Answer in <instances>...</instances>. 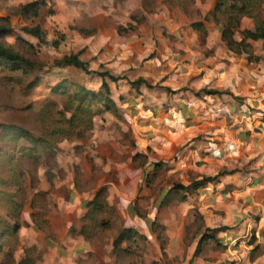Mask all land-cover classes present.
I'll list each match as a JSON object with an SVG mask.
<instances>
[{"label": "rangeland", "instance_id": "rangeland-1", "mask_svg": "<svg viewBox=\"0 0 264 264\" xmlns=\"http://www.w3.org/2000/svg\"><path fill=\"white\" fill-rule=\"evenodd\" d=\"M31 1L35 0H0V16H9L12 27L2 41L35 64L28 66L27 72L0 65V140L7 131L25 129L24 137L12 149L19 158L16 169L23 175L10 189L2 185L10 175L0 163V190H10L13 200H0V216L4 218L8 212L11 223L18 225L17 239L6 237L0 264L7 260V253L15 262L22 260L28 247L34 250L29 253L33 264H40L41 252L35 245L26 244L30 236L34 237L27 221L49 230V220L55 215L54 199L58 193L63 195L61 188L67 182L87 199L85 237L96 238L99 252L110 254L114 264H264V179L251 186L247 178L255 165L250 160L240 169L227 171L243 172V178H238L243 179L242 184H233L232 176L221 183L216 175L200 187L193 186L191 182L205 176L197 178L189 171L185 174L177 154L162 159L151 148L146 154L138 151L136 129L115 102V112L105 110L102 104H91L89 122L85 116L82 123L70 128L69 137L38 145L36 161L21 158L31 147L32 138L54 126L68 128L55 123L61 116L54 109L63 111L65 96L53 92L54 86L66 82L67 92H73L75 85L100 88L95 72H103L99 71L102 65L91 67L86 62L90 73L70 65L54 66L64 55L76 52L79 45L74 44V37H83L79 42L93 37L95 26L107 19L120 28L119 36L133 34L135 27L151 24L150 19L154 25L163 24L158 15L164 11L174 21L182 13L186 22L204 20L225 26L231 18L230 25L234 26L232 18L250 9L246 10L241 0H228L217 9L216 0L214 5L212 0H37L40 8L36 17L21 15V6ZM252 1L264 19V0ZM36 24L44 31L40 44L21 30ZM80 29L95 32L85 35ZM162 33L167 37L165 30ZM48 34L54 37L50 43L45 40ZM23 39L35 48H29ZM258 42L264 50L263 40ZM82 51L76 53L85 56ZM245 51L255 56L251 46ZM34 79L37 84L29 86ZM49 102L54 103L47 113L50 118L42 119L39 111ZM63 115L69 118L71 112ZM7 145L11 148L12 143ZM174 160L177 163L173 164ZM132 186L146 193L132 198L128 208L122 207L121 199H130L124 190ZM203 234L207 237L200 241ZM94 258L95 264H101L98 255ZM80 261L78 264H93L91 259Z\"/></svg>", "mask_w": 264, "mask_h": 264}, {"label": "crops", "instance_id": "crops-1", "mask_svg": "<svg viewBox=\"0 0 264 264\" xmlns=\"http://www.w3.org/2000/svg\"><path fill=\"white\" fill-rule=\"evenodd\" d=\"M211 2L214 5L215 0ZM166 15L167 11L158 15L163 24L154 25L150 19L153 24L135 27L133 34L123 36L117 34L114 22L102 20L93 37L83 42H79L83 37H74L79 45L75 51L83 49L85 59L81 54L79 58L91 67L102 65L99 71L122 78L117 81L118 91L116 83L105 77L112 100L136 129L139 152L146 154L151 148L162 159L177 154L185 174L218 175L221 183L232 176L235 185L243 183L238 179L243 172L227 171L250 160L255 167L247 180L251 186L259 184L264 179V50L257 46L259 39L245 40L254 57L235 53L222 40L223 23L202 20V29H195L191 24L196 20L186 22L182 13L175 21ZM244 29H254L247 12L239 16L234 39H241L238 30ZM97 78L101 83L102 78ZM137 78L144 80L138 90L130 83ZM61 191L63 195L54 199L49 230L27 221L34 237L26 244L41 252L39 263L78 264L80 259H91L95 264L98 255L101 264H114L110 254L99 252L96 238L85 237L87 199L69 182ZM124 192L130 198L121 199L125 208L132 198L146 193L137 186Z\"/></svg>", "mask_w": 264, "mask_h": 264}, {"label": "trees", "instance_id": "trees-1", "mask_svg": "<svg viewBox=\"0 0 264 264\" xmlns=\"http://www.w3.org/2000/svg\"><path fill=\"white\" fill-rule=\"evenodd\" d=\"M228 0H216L215 9H217L221 5H225ZM236 0H232V3H234ZM238 1V0H237ZM243 2V7L248 10L249 13L248 16L253 19L254 22V29H244L241 30L239 33H241L242 38L241 39H234V26H239V16L241 13L236 14L232 20L234 21L232 26V23L230 25V19L228 23L225 24V26L221 30V37L222 40L225 41L227 47L235 52V53H246V49L250 47L251 45L247 42H245L246 39L251 40H258L261 39L264 42V19L261 18L260 13L258 12V6H256L252 0H241ZM253 3L248 6L247 3ZM235 5V4H231ZM40 3L35 0L28 2L21 6L19 13L25 17H36L38 15ZM264 13V9L262 10ZM195 29H202V23L197 22L192 24ZM21 30L34 38H37L38 43H42L44 41L43 35L44 31L39 25H33V26H23ZM120 33V28L117 29ZM12 32V27L10 26V18L9 16H0V65L4 64L5 66L9 67L11 70H21L23 72H27L28 66H34V61L29 60L28 58L23 57L18 52L14 51L11 47L7 46L3 41L2 38L5 35H8ZM80 32L85 35H90L95 32L94 29L88 30V29H80ZM61 39L63 38L61 34ZM23 41L29 46V48H35L32 42H28L27 40L23 39ZM57 42L55 41L54 44ZM38 44V45H39ZM62 65H70L77 68L82 69L86 73H90V70H88L87 63L82 61L79 58L78 53H70L68 55H64L62 58L54 62V66L61 67ZM98 76L102 78L101 85L98 90L88 89L81 85H75V90L73 92H67L66 88V82L60 83L52 88L53 92L63 94L65 96V101L63 102V111L54 109V113L61 116L60 119L55 120V123H62L66 124L68 128H64L63 126H54L51 128V130L46 131L38 138H32V145L28 149L25 150V152L21 155V158L28 157L32 159L33 161H36L38 158L37 154V146L38 145H48V140L56 138V139H63L66 137H69L71 135V127H76L80 123L83 122L84 118H86V122H89L90 117L88 114L90 113V105L97 103L102 104L104 106L105 110H109L112 112H115V104L114 101L111 98V91L108 86V83L105 79V77H108L111 81H117L120 77H115L108 72H95ZM144 80L142 78H137L136 80L130 82L133 86H139ZM38 80L34 79L29 83V86H33L37 84ZM53 102H49L47 105L43 106L41 110L39 111L38 116H40L42 119L45 117H49V109L50 106H53ZM63 112H71V115L69 118L65 117L63 115ZM44 116V117H43ZM86 116V117H85ZM50 118V117H49ZM91 123V122H90ZM48 127V126H47ZM25 135V129L18 128L13 131H7L3 138L0 140L1 147H0V163L4 168L6 172H9V178L3 179V186H7L6 188H9L11 186H15L18 184V178L20 175H23L21 171L19 172L16 168H18V161L19 158L16 157L15 151L12 149H15L18 142L21 138H23ZM11 148L7 144H11ZM5 163V164H3ZM216 177L211 176H205L201 178L200 180H195L191 182V185L193 186H202L207 182H210L214 180ZM10 179V180H9ZM178 187H184V186H178ZM0 200L3 202H9L13 203L11 198V191L10 190H0ZM5 200V201H4ZM8 212L5 214L4 218H1L0 216V239H2V244L0 246H3L2 249L0 248V252L3 251L5 246L6 237L11 238L14 237L17 239V230L18 225L17 223L12 224L10 221V217H8ZM221 229H215L214 231H218ZM206 235L203 234L200 241L206 239ZM7 238V239H8ZM27 251V252H26ZM33 248H27L25 249L26 256L22 258V260L15 262L14 257L11 256L9 253H7L6 257L7 260L2 261L1 264H33V260L30 258V252L33 253Z\"/></svg>", "mask_w": 264, "mask_h": 264}, {"label": "built area", "instance_id": "built-area-1", "mask_svg": "<svg viewBox=\"0 0 264 264\" xmlns=\"http://www.w3.org/2000/svg\"><path fill=\"white\" fill-rule=\"evenodd\" d=\"M53 38H54L53 36H51V35L48 34V35L46 36L45 40H46L48 43H50V42L52 41Z\"/></svg>", "mask_w": 264, "mask_h": 264}]
</instances>
